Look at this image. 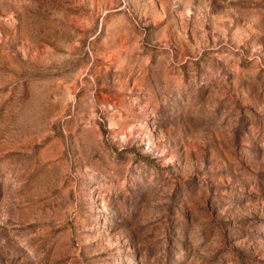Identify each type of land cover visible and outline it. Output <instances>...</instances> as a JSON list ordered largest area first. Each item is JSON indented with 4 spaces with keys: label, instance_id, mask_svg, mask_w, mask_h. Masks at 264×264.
<instances>
[{
    "label": "rangeland",
    "instance_id": "374dc122",
    "mask_svg": "<svg viewBox=\"0 0 264 264\" xmlns=\"http://www.w3.org/2000/svg\"><path fill=\"white\" fill-rule=\"evenodd\" d=\"M0 264H264V0H0Z\"/></svg>",
    "mask_w": 264,
    "mask_h": 264
}]
</instances>
